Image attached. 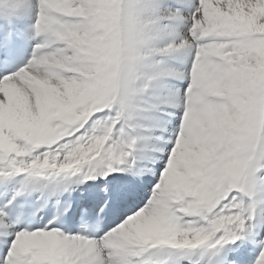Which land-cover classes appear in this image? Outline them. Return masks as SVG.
<instances>
[{"label":"snow or ice","instance_id":"obj_1","mask_svg":"<svg viewBox=\"0 0 264 264\" xmlns=\"http://www.w3.org/2000/svg\"><path fill=\"white\" fill-rule=\"evenodd\" d=\"M25 5L0 0L9 21ZM35 7L15 69L24 32L0 29V184L19 178L0 264H264V0ZM180 50L182 70L165 60ZM168 78L187 86L155 92ZM81 184L78 210L59 200ZM32 193L57 198L46 222L9 209Z\"/></svg>","mask_w":264,"mask_h":264},{"label":"bare ground","instance_id":"obj_2","mask_svg":"<svg viewBox=\"0 0 264 264\" xmlns=\"http://www.w3.org/2000/svg\"><path fill=\"white\" fill-rule=\"evenodd\" d=\"M160 3L163 7H171L175 3V0H160ZM35 5L36 0H31V5L23 6L22 10L16 16L11 18V21H9V19L4 17L3 15H0V29H7L10 26L22 29L24 32V38H26L31 44V49H33V45L36 43V40L32 38L34 34L33 23L36 17ZM183 30V24H180L179 22H173L166 38L161 41V43H167L171 39L178 38V34L181 33ZM165 60L169 66H171L169 64L171 61L176 60L175 65L178 66V68L176 67V69L182 70L187 60V53L183 50H180L175 53H172L171 55L166 57ZM185 82L186 81H182L175 78H168L161 85H158L154 91L161 95H167L176 89H180L181 91H183V89L186 87ZM177 111H179V109ZM172 122L175 123V117L172 119ZM18 180L19 178H16L8 182L11 183L12 187L19 186ZM88 183H92V181H89ZM86 188L87 184H81L78 187H75L74 192L82 195L83 190ZM257 201V212L264 213V192L258 193ZM240 244L241 242L237 241L235 245H230L229 247L236 248V246ZM242 247L245 249L244 258L246 261H250L252 258H254L257 250L250 242H245ZM231 255L232 253H229V256Z\"/></svg>","mask_w":264,"mask_h":264},{"label":"rangeland","instance_id":"obj_3","mask_svg":"<svg viewBox=\"0 0 264 264\" xmlns=\"http://www.w3.org/2000/svg\"><path fill=\"white\" fill-rule=\"evenodd\" d=\"M175 63H176V60H173V61H171L169 64L173 67L174 66V68H178V66H176L175 65ZM185 86H187V81L185 82Z\"/></svg>","mask_w":264,"mask_h":264},{"label":"clouds","instance_id":"obj_4","mask_svg":"<svg viewBox=\"0 0 264 264\" xmlns=\"http://www.w3.org/2000/svg\"><path fill=\"white\" fill-rule=\"evenodd\" d=\"M0 15H2V9H0Z\"/></svg>","mask_w":264,"mask_h":264}]
</instances>
